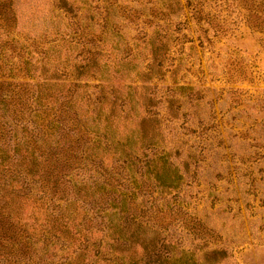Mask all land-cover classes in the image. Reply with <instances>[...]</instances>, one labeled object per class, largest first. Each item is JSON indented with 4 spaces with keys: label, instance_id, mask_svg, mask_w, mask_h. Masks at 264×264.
Segmentation results:
<instances>
[{
    "label": "rangeland",
    "instance_id": "374dc122",
    "mask_svg": "<svg viewBox=\"0 0 264 264\" xmlns=\"http://www.w3.org/2000/svg\"><path fill=\"white\" fill-rule=\"evenodd\" d=\"M130 258L264 264V0H0V264Z\"/></svg>",
    "mask_w": 264,
    "mask_h": 264
},
{
    "label": "trees",
    "instance_id": "16d2710c",
    "mask_svg": "<svg viewBox=\"0 0 264 264\" xmlns=\"http://www.w3.org/2000/svg\"><path fill=\"white\" fill-rule=\"evenodd\" d=\"M195 14L198 15L199 12L197 11V12H195ZM39 99H40L39 100L40 104L42 101L43 106L47 105L46 104V102H47L46 98L39 97ZM42 99H44L45 101H43ZM131 103H132V106H131L132 114L128 113L127 116L125 118H123V120L126 124L128 123L127 127L129 126L131 128V130H133V128L131 126L132 122H130V121L133 120V113L136 111V106H135V102L133 103V101H130V104ZM102 109L103 108L101 107L98 110L96 117H95L96 119L92 118V120H90L88 118L89 116L85 115V149H86L87 145H89L90 143L94 144L96 142V140L99 139L98 136L96 135V133H98V132H96L95 127H97L101 124L102 119H103V123L106 124V128H109V129L114 126L115 122H117V118L119 120V116H117V114L115 112L117 109V102L115 104L114 103L111 104L110 113H108V114H105ZM102 116H103V118H102ZM40 118H41V115L40 116L36 115L34 119L39 120ZM151 122H152V120H148V118H142L138 124L139 126H137V130H139V134H140V140H141L143 145L145 144V146H152L153 142H155V135H153V131L155 130V128L152 126L153 122L152 123ZM134 130L132 131V133L134 132ZM93 137H94V139H93ZM117 146H121V145H117ZM154 146H155V144H154ZM91 149L95 150V148H89V149L87 148V150H91ZM31 156H34L33 152L31 150L30 151L27 150L24 154L23 161H22L23 164L28 166V170H29L28 175H30L31 172L33 174H36L38 172V166H39L36 162H34L33 160H30ZM100 162L103 164L102 160ZM19 198H20L19 196H14V198L11 199V202L8 203V206L6 207V209L8 211H7V213H4V215H5L4 218H6V219L8 218L10 220V222L14 221L15 217L19 215L18 210L20 208L16 204L17 199H19ZM63 219L64 218L62 216H56L55 219L53 220L52 224H50V230L56 234H59V232H58V231H60L59 229H61L64 233L70 232L69 228L66 225L65 226L63 225ZM68 234L69 233H67V235ZM117 239L125 247L127 244L130 243L129 240H124V238H122L120 236L117 237ZM131 241H132V244H134L133 240H131ZM123 242L126 244H124ZM116 250H119V252L123 253L122 250L118 247ZM120 259H122V258H120ZM14 263L17 264V262H14ZM130 263L131 264L133 263L131 258H130Z\"/></svg>",
    "mask_w": 264,
    "mask_h": 264
}]
</instances>
